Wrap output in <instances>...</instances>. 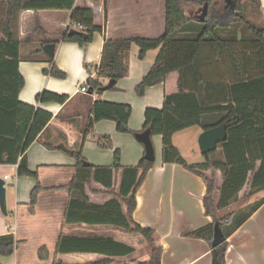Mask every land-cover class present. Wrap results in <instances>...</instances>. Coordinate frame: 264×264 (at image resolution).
<instances>
[{"label": "trees", "instance_id": "1", "mask_svg": "<svg viewBox=\"0 0 264 264\" xmlns=\"http://www.w3.org/2000/svg\"><path fill=\"white\" fill-rule=\"evenodd\" d=\"M253 1L259 10V0ZM74 2L75 0H0V164L16 165V177H31L36 181L30 192V212H33L41 192L66 189L70 197L65 212L66 223L74 226H109L140 235L148 245L149 252L148 261L138 264H161L162 247L157 244L155 230L141 227L132 219L136 192L153 162L142 157L136 166L122 167L120 152L116 150L110 167H96L88 162L87 165L82 164L86 162L82 157L83 142L96 122L113 121L118 133L132 134L134 137L148 129L151 136L161 137L163 164L181 166L200 176L206 186L203 208L205 215L211 217L212 221L203 227L182 232V235L205 241L211 248V264H226L227 238L264 202V198L260 199L247 213L238 207L220 217L216 216L232 200H237L244 190L247 195L264 190V27L246 21L241 10L239 14L236 13L238 7L230 3L219 12L213 9L212 0H165V30L160 37L106 40L96 77H90L86 82L89 86L88 93H99V89L104 86L98 81V77L117 83L127 76L125 57L131 45L138 48V60H143L147 52L158 50L152 67L135 86L137 96H143L148 87L165 82L172 73L178 74V91L164 96L161 109L145 110L144 125L138 132H133L128 127L131 114L129 105L96 101L82 132L81 143L73 152L76 160L75 175L66 185L43 188L37 174L28 170L24 153L38 139L52 115L18 100V93L24 84L18 72L19 48L22 45L18 39V17L20 12L28 10L35 14L41 10L71 11L70 23L79 24L83 28H68V31L73 29L74 33L67 36L66 31L64 40L83 46L90 43L94 34L102 32V29L93 25L94 13L91 9H74ZM108 2L109 0H103L105 16ZM195 12H199L198 17H195ZM233 25H239L248 32L245 45L255 52L254 70L248 66L250 61L246 55L237 51L235 45L241 41L234 36L230 39L221 37V33L231 29ZM34 32L45 34L37 18ZM241 38L245 39L243 36ZM47 42L44 41L43 44ZM49 61L50 66L44 72L55 78H64V73L54 66L53 58ZM208 66L213 69L209 70ZM249 67L253 73H249ZM67 99L66 95L48 91H43L36 97L37 102L59 104ZM222 123H226L227 129L225 141L219 144L221 161H214V153L210 152L201 155L202 162L188 163L173 145V136L177 132L194 126L204 131ZM96 142L100 148L112 147L107 136L96 137ZM45 146L53 148L48 144ZM120 170L121 177L116 186L114 173L117 174ZM204 172H210L209 176ZM216 172L221 174L217 199L214 196ZM92 182L106 191L93 189ZM88 188L91 193L106 192L113 194L114 198L102 205L89 203L86 195ZM215 224L219 225L225 240L212 248ZM16 245L13 235H0V256H11ZM67 253L96 254L101 257L85 264H108L111 258L132 254L133 249L111 238L62 236L56 244L51 264H64L60 260L56 261L55 257ZM36 257L40 261H46L49 259V252L41 247Z\"/></svg>", "mask_w": 264, "mask_h": 264}, {"label": "crops", "instance_id": "2", "mask_svg": "<svg viewBox=\"0 0 264 264\" xmlns=\"http://www.w3.org/2000/svg\"><path fill=\"white\" fill-rule=\"evenodd\" d=\"M259 3L264 20V0H259ZM85 7L93 11V25L101 28L102 32L95 33L93 40L83 46L64 40L68 28H73L71 11L41 10L35 14L28 10L20 12L18 17V39L22 42L18 72L24 82L18 100L52 115L38 139L24 153L28 170L37 174L43 188L66 185L75 175L73 152L81 143L82 132L96 101L129 105L128 127L138 132L144 125L145 110L161 109L164 96L178 91V74L172 73L165 82L148 87L143 96H137L135 86L152 67L158 50H151L143 60H138V48L131 45L125 57L128 74L113 86L114 89L99 93L79 92L90 77L95 79L106 40L155 39L164 33L166 22L165 0H109L106 16L103 0H75L74 9ZM36 18L45 31L44 35L34 32ZM44 41L48 42L43 44ZM50 43L54 44L53 64L64 73V78H55L44 72L50 66L51 58L43 52V47ZM102 80L98 77V81ZM43 91L66 95L68 99L63 104L37 102V95ZM98 136L109 137L112 147L100 148L96 142ZM150 140L154 161L136 192L132 219L141 227L155 230L157 244L162 247L161 264H211L210 246L205 241L182 235V232L203 227L212 221L203 208L205 183L200 176L177 164H163L161 137L151 136ZM45 144L53 148H47ZM61 145L68 152L59 148ZM116 150L120 152L122 167L136 166L145 153L143 144L134 135L118 133L113 121L102 120L94 124L83 142L82 157L93 166L110 167ZM16 168V165L0 164V177L13 178L15 182L11 211L8 212L6 202L7 215L0 213V235L11 234L17 242L11 256H0V264H51L56 244L62 236L111 238L133 249L132 254L111 258L108 264L148 261V252L144 259L136 258V242L132 243V240L141 238L136 234L109 226L66 223L65 212L70 201L66 189L41 192L33 212H30V192L36 181L31 177H16ZM120 177L121 170L114 173L116 186ZM92 184L93 189L106 191L96 183ZM86 195L88 202L96 205L114 198L113 194L106 192L91 193L89 188ZM256 196L264 198V190L256 192ZM263 221L264 202L227 238L226 264H264V236L260 232L262 225L264 233ZM41 247L47 249L50 259H37L36 254ZM100 257L87 253L56 256L64 264H85Z\"/></svg>", "mask_w": 264, "mask_h": 264}, {"label": "rangeland", "instance_id": "3", "mask_svg": "<svg viewBox=\"0 0 264 264\" xmlns=\"http://www.w3.org/2000/svg\"><path fill=\"white\" fill-rule=\"evenodd\" d=\"M232 4L233 6H237L238 10H236V13L239 14V10H241V15L242 17L251 23L252 25L258 26V27H264V20L262 19L260 15V11L258 10L256 3L252 0H212L211 5L215 11L222 12L224 8L228 4ZM241 7V9H240ZM236 9V8H235ZM243 10V11H242ZM199 12H195V17H198ZM236 37V40H240L241 42H238L235 46L237 47L238 53L242 54L243 53L246 55V58L248 59L249 65L251 66L254 70L255 67V52L252 51L251 48L246 46L245 44L248 41V32L242 28L241 26L233 25L231 29L221 33V37L224 39H230V37ZM241 36L245 37V39L241 38ZM242 39V40H241ZM245 40V42H242ZM209 70H212L213 67L208 66ZM216 69V67H215ZM215 73V70H214ZM249 73H253V71L249 67ZM217 74V73H216ZM220 76V75H219ZM217 78V77H216ZM221 78V76H220ZM223 78H221L222 80ZM201 129L198 126H194L192 128H188L186 130L177 132L173 136V145L182 153V157L188 162V163H198L202 162L203 158L201 157V154L199 152L198 144H197V139L198 135L201 133ZM213 157L212 159L214 161H221L222 160V154L219 148V145L216 147V149L213 151ZM205 175L209 176L210 172H204ZM7 184L8 182L12 183V186H6V202H7V209L8 212L11 211V206H12V201L15 196L14 194V187H15V182L13 178H10L9 180L6 181ZM221 183V174L219 172L215 173V187L216 191L214 193L215 199L216 195H218V189ZM260 199L259 196H256V193L252 195H247L246 190L241 192L237 198V200H232L229 203V206L223 210H220L216 213L217 217H220L233 209H236L238 207H241L244 213H247L249 208L253 206L255 203H257ZM264 222V221H263ZM261 226L260 232L262 233V236H264L263 233V227ZM140 236V235H138ZM136 242V249H137V254L136 258L142 260L146 256V253L149 252V247L146 244V242L143 240V238H140L138 240H132V243ZM35 257V255H34ZM51 255L49 254V259ZM54 258V256H53ZM36 259V258H35ZM55 260H60L55 257ZM61 261V260H60Z\"/></svg>", "mask_w": 264, "mask_h": 264}, {"label": "water", "instance_id": "4", "mask_svg": "<svg viewBox=\"0 0 264 264\" xmlns=\"http://www.w3.org/2000/svg\"><path fill=\"white\" fill-rule=\"evenodd\" d=\"M73 29H70L67 32V36L73 35ZM43 52L49 57L53 58L54 55V44L50 43L43 47ZM116 84L114 80H108L106 85L99 89V92H104L106 90L111 89ZM226 123H222L218 126L206 129L202 131L197 139V144L199 148V152L201 155L213 152L216 147L225 141L226 139ZM136 140L143 144L145 153L144 159L147 161H154V151L151 144V132L147 129L135 136ZM59 148L68 152L62 145ZM71 152V151H70ZM83 165H87V162H83ZM6 186H12V184H6L5 180L0 177V213L5 216L6 212ZM224 236L218 224L214 225L213 237L211 242V247H217L224 241Z\"/></svg>", "mask_w": 264, "mask_h": 264}, {"label": "built area", "instance_id": "5", "mask_svg": "<svg viewBox=\"0 0 264 264\" xmlns=\"http://www.w3.org/2000/svg\"><path fill=\"white\" fill-rule=\"evenodd\" d=\"M73 28L82 29L83 27L81 25H79V24H74L73 25ZM106 83H107V80H102V84L103 85H106ZM88 90H89V86L86 83L79 88V92H81V93H87ZM4 180H7V177L6 176L4 177ZM5 228L8 229L9 226L6 225Z\"/></svg>", "mask_w": 264, "mask_h": 264}]
</instances>
